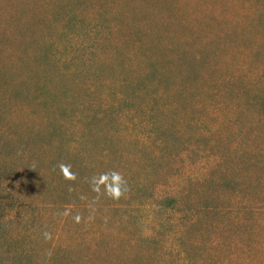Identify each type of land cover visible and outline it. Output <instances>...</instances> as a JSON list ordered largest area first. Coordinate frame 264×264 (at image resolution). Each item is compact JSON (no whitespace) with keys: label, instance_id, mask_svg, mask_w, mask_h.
<instances>
[{"label":"rangeland","instance_id":"374dc122","mask_svg":"<svg viewBox=\"0 0 264 264\" xmlns=\"http://www.w3.org/2000/svg\"><path fill=\"white\" fill-rule=\"evenodd\" d=\"M24 28L33 34L18 35ZM262 28L264 0H0V86L19 92L2 94L20 116L47 100L54 117L87 136L82 145L70 138L72 163L57 170V190L72 209L68 264H198V214L169 213L156 197L198 200V171L206 168L193 148L170 152L163 166L140 153L146 121L137 107L148 100L131 93L144 65L132 45L144 40L137 29L167 42L166 33L183 35L197 49L210 42L208 56L231 68L236 87L242 76L253 90L264 79ZM24 51L31 57L21 62ZM113 171L127 182L118 200L101 194Z\"/></svg>","mask_w":264,"mask_h":264},{"label":"trees","instance_id":"16d2710c","mask_svg":"<svg viewBox=\"0 0 264 264\" xmlns=\"http://www.w3.org/2000/svg\"><path fill=\"white\" fill-rule=\"evenodd\" d=\"M111 31L107 26L106 34ZM137 32L144 40L133 41L131 51L139 49L144 65L137 64L141 74L131 93L148 100V107H137L146 121L140 153L163 166L170 152L193 148L198 166L206 168L198 171V200L157 196L158 208L198 214V264H264V79L250 90L240 76L236 87L231 68L208 56L212 43L200 41L197 49L183 35L166 33L167 42ZM30 57L24 51L17 60ZM4 91L19 93L14 85L0 86V264H68L72 209L57 190V170L72 163L70 138L82 145L87 136L54 117L47 100L31 116L17 115Z\"/></svg>","mask_w":264,"mask_h":264},{"label":"clouds","instance_id":"9594fccd","mask_svg":"<svg viewBox=\"0 0 264 264\" xmlns=\"http://www.w3.org/2000/svg\"><path fill=\"white\" fill-rule=\"evenodd\" d=\"M63 168V166L61 165ZM105 187L102 195H107L112 199H120L126 191V180L119 172H111L105 176Z\"/></svg>","mask_w":264,"mask_h":264}]
</instances>
